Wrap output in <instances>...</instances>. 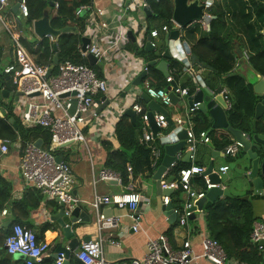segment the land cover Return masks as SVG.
Returning <instances> with one entry per match:
<instances>
[{
  "label": "crops",
  "instance_id": "0c3cea01",
  "mask_svg": "<svg viewBox=\"0 0 264 264\" xmlns=\"http://www.w3.org/2000/svg\"><path fill=\"white\" fill-rule=\"evenodd\" d=\"M198 1L199 4L205 5L204 14L205 16H208V19L202 18L201 20H194L187 26L181 27L174 20V0H172L171 3L173 15L170 20L155 18L153 16V10L150 8V6L149 8L144 7V1L142 0H92L88 8L89 10L82 11L80 14L78 12L79 16L86 14L84 28L81 29L77 28L76 26H69L60 30H56L57 32L55 33L52 32L53 27L51 26V19L56 15L58 7L56 8L55 4L52 6L50 4V0H48V6L44 11L43 16L32 20L30 23L27 22L28 18L22 16L19 9H16L15 6L18 4V0H10V5L4 8V18L8 26L13 32H17L21 35L22 44L33 56L36 62L39 61L40 63L48 64L46 57L47 54L45 51L46 40L52 44H55L57 47L56 44L58 42L59 36L62 33L74 32L77 34V36L82 38L81 43L79 44V52L81 56L86 58L88 64L94 67L98 75L101 78L108 80L110 84L107 93H100L96 96L97 106L95 107L94 112L98 114V116H91L87 123L83 126L85 134L88 138V148L82 143H77L78 148L76 149L67 151H65L67 149L65 147V149H59L61 150V155L64 160H66L71 165L74 173L76 174L77 183L75 184L74 192L81 199L86 201L80 207V211L77 216H65L64 213L62 214L64 206H61L60 202L55 199H49L38 189L25 184L20 171V163L23 156L22 150L25 146L24 143L21 142L20 146H18L16 142L12 146L10 145L9 152L7 154H3L0 151V176L5 181V185L7 187L6 189H8V198L6 199V203L3 205V208L0 209V235H2L3 241L1 248L4 249L5 253L7 254L6 257L10 259V264H26L25 258L17 257L14 254L9 253L5 247L6 236L11 232L13 225L17 223L33 229L37 233L40 241L49 242L50 254H48L45 258L52 256L55 260L57 247L59 245L67 246L69 243V241L63 236V226L61 221H64L66 224H70V226L74 227L76 229L77 236L80 239H84L86 236H90L91 239H97L100 237V235H103V253L106 261L109 264H119L124 260L143 257L147 252V242L149 238L157 237L160 234H166L175 247H180L184 240L191 239L195 253L198 255L202 254V234L205 233V231L208 233L205 223V209H203V211L195 212L194 218L190 219L188 227L180 226L178 222V216L175 214L174 208L181 206L184 203L185 194L181 191L178 197L179 200L176 198V201H172L171 210L164 209V191L161 188V183L158 182L159 179L155 178L157 170L165 160V156L167 154L166 145L179 142L180 139L177 135V132L184 129V127L177 125L176 119L178 117L184 118V121L188 127L192 126L193 130L195 131L192 120L193 117L191 116L195 112H190V97L193 98L198 90L205 89L210 92L212 96L216 97L221 95L227 105V101L222 94L224 88L228 91L230 97V90L227 88V86L223 85L221 90L218 91L215 86L212 85L213 79L215 77L214 74L216 75V72L212 68L208 67L205 62H199L192 54L191 49L195 39L200 37L202 31H209L213 20L217 18L216 14L213 13L211 9L218 0ZM231 1L232 0H223V4L227 13L226 16L228 21L232 20L235 22V5L230 6ZM145 2L148 3L147 0H145ZM240 3L242 5V7H240L241 10H245L246 13H252L253 18L264 19V13L262 17L257 15L258 10H263L261 12H264V0H242ZM145 8L148 9L150 13H147ZM98 9L103 11V15H96L95 23L90 25L92 22L89 19L90 13H94ZM251 20L256 22L254 19ZM104 22L107 23L106 27H101L102 25L100 24ZM164 25H168V32L162 29ZM198 26L200 29L197 30ZM120 27L125 32V35L129 40V43H127L125 47L126 58L120 57L117 51H111L106 55V57L99 59L95 57L97 61L95 64L91 65L88 60L89 53L86 55L81 53L85 52L82 49L84 45V38L89 39L87 50L93 43H96L100 46H105L117 36ZM154 29L159 30V35L153 38V42L156 44L157 48L155 50L149 51L145 49V43L147 41V36L150 35L151 31ZM176 29L180 30L179 38L172 41L169 39V43H167V36L172 30ZM130 32L132 33L131 36L129 35ZM262 34L264 36V30H262ZM131 42L137 45L136 50L131 49ZM183 43L188 45V49L186 50V48L183 47V53L181 54V52H179L180 48L178 49V46ZM15 46L16 45L11 34L4 27V25L0 23V68H5L6 65L14 63ZM232 46L234 52L236 51V54L237 46L240 49L243 47L240 41H237L236 43L234 42ZM169 47L172 53L171 58H174L183 64L182 70L178 71V74L174 73V69L171 67V62L169 59H166L163 56V53ZM241 50L243 53L248 54L247 49L242 48ZM149 52L155 53L156 58L153 60H166L168 62V70L170 74L174 75V82L178 85V87H194V89L191 90L189 96H180L172 88L174 93L177 94L179 98V102L176 105L172 102L170 105H163L160 100L156 99L165 108H167L173 124H169L167 127L160 128L154 140L150 141V144H146L142 141L141 136V127L144 123L141 115L136 113L134 121L131 116L126 114V111L128 109H132L134 100L141 104L143 108L145 107V110L148 111L150 109L148 102L143 97V94H146L145 83L147 81L151 82L153 86L164 88L167 91L171 85V83H167L166 81L157 83L150 78L149 66L151 65H149V62L153 60L151 59L152 57ZM173 54H175L177 57H175ZM56 55L57 54L55 53L53 56V62L49 67L51 68L54 66L53 70L57 68V72L59 63L62 61H59L58 64H55L54 57ZM236 61L237 63L233 73L235 71V74L243 76L248 83L256 82L258 80L257 77H263L256 73V71L251 67L249 64V59H247L244 54L242 57L237 54ZM145 68H148V73H146L144 78L138 80V76L144 72ZM252 87L254 89L253 85ZM3 90L1 95L2 102L11 104L13 106L14 113L17 115L19 110L17 109V105L19 102H21V97L23 96L19 95L18 99L16 98L17 91L14 85L12 90H6L7 93L4 95ZM11 93L14 95L11 96ZM131 95H133V97ZM231 104L233 106L232 99ZM181 105L182 107H179ZM155 113L157 114V112ZM200 113L203 112L200 111ZM226 113L227 117L229 118L228 109L226 110ZM204 114L208 116V120L213 131L211 133V131L209 132L206 130H201L199 133L202 131L208 132L210 136V142H202L199 135H197L198 139L196 143L195 158L192 159L190 155L187 156L189 151L187 146H185L183 149L177 151L176 163L183 161L186 163H195L208 167L209 164L213 162L215 167L217 166L220 168V166H229L234 160L236 161L242 158L245 154L243 148H241L234 157L225 155V148L232 142L223 148L216 147L214 145L215 140L219 141L217 135H225L226 137H230V135L227 133V130L222 128H213L212 117L209 115V113ZM123 115L128 116L133 124H136L137 118L140 116L142 124L136 132L137 140L141 144L147 145L150 148V163L151 167L156 172L152 177L148 178L142 183L141 190L139 191L143 196V200L141 201L136 214L139 216V220H134L128 216L129 213H132L128 208L121 209L113 205L103 206L101 209L107 216H121V221L117 228L107 229L102 234H100L97 224L95 223V212L89 205V202L93 200L96 193L105 195L128 191L126 187L129 183H132L133 179L132 174V179L129 177L131 181H129L127 185L119 184L112 180L100 181L98 183L95 182L98 171L107 165L109 157L108 154L112 151L118 150L120 146L116 136V126L122 119ZM0 116H4L2 109H0ZM260 118L257 119L255 125L254 114L250 122L251 129L243 131L245 135L251 139L255 135L254 128L256 129V133H258L257 122ZM210 143L212 146H210ZM151 145H155L160 149L161 152L159 163L156 167L152 166L153 157ZM63 151L68 153V157L62 153ZM232 158L233 160H231ZM228 172L227 173L230 174L231 171ZM199 178H201V176L194 177V184L197 189L202 188L198 181ZM30 191L34 192L30 193ZM36 192L40 197L38 206L27 211L17 210V215L22 214V222L16 221L12 204L14 202H19L22 199H27L29 195L31 196L28 204H31V202L34 203L36 195H33V193ZM173 193L174 192L172 191L170 195H173ZM233 194L250 202L253 217L255 218L254 222L264 221V192L257 191L250 186L244 190H235ZM246 195L249 196L248 199H245ZM3 209H8V214L3 215ZM86 216H89V220L86 218ZM74 218L80 220L76 222V220L74 221ZM135 223L138 225L137 230L132 228ZM255 246L259 249L256 244ZM261 252L263 254L264 264V251L261 250ZM73 256L74 253L72 251L70 258L68 259L70 264H82L75 258V256V261L73 263ZM234 260L239 261L237 259ZM190 264L213 263L205 258L200 257Z\"/></svg>",
  "mask_w": 264,
  "mask_h": 264
},
{
  "label": "built area",
  "instance_id": "2783aa9c",
  "mask_svg": "<svg viewBox=\"0 0 264 264\" xmlns=\"http://www.w3.org/2000/svg\"><path fill=\"white\" fill-rule=\"evenodd\" d=\"M18 3L21 15L28 17L29 7L27 0H20ZM54 4L57 8L58 3L55 2ZM9 5L10 0H0V23L9 31L16 45L14 49L15 61L5 66L4 72L11 75L16 91L21 92L22 96L26 98V100H21L18 103L17 109L19 110L17 115L25 127L41 126L47 129L51 135L48 147L38 146L35 142H26L22 150L23 156L20 163V171L26 185L38 189L49 199H55L64 204V215L70 217L73 215L74 210L77 207H81L86 201L74 192V187L77 183L76 174L63 157L60 161L57 160L56 150L64 148L62 146L69 142H72L71 144L82 143L88 148V138L83 126L91 116H98L94 112L97 106L96 96L100 93H107L110 84L108 80L101 78L92 66L75 63L71 60L62 61L59 63L58 71L47 76L50 67L35 61L22 44L21 35L13 32L4 16H2V11ZM143 6L149 8V4L145 0ZM88 8L89 6H81L78 12L87 11L89 10ZM96 15H103V11L98 9L94 13H90L89 19L92 21L90 25L95 23ZM100 25H102L101 27H106L107 23L104 22ZM162 29L168 32V25H164ZM158 35L159 30L157 29L152 30L150 33L152 39ZM127 43H129V40L120 27L117 36L107 45L100 46L93 43L88 50L81 53L83 55L91 53L99 59L106 57L111 51H117L120 57L126 58L125 47ZM153 44L156 45L154 42ZM243 54L249 59V54ZM144 71L148 73V68H145ZM166 78L168 83L174 81V75L172 74ZM145 88L146 94L150 98L160 100L163 105L171 104L172 100L166 89L155 87L148 81L145 83ZM174 90L180 96H189L191 93L189 87H177ZM222 94L227 101V109L230 110L232 104L228 91L224 88ZM131 96L133 97V95ZM198 105L199 102H194L191 105L190 112L198 110ZM132 109L141 115L144 122L141 127L142 141L150 144V141L154 140L155 136L149 123V110H145L135 100L132 104ZM154 116L157 127L163 128L169 125L164 114L157 112ZM176 123L186 129L187 148L190 152V157L194 159L198 136L192 126L188 127L184 118L178 117ZM199 137L202 142H210V136L206 131L200 132ZM21 142L20 138L16 141L18 146H20ZM10 145L11 141L9 139L0 138V151L3 154L9 152ZM151 148L152 166L156 167L159 163L161 152L155 145H151ZM241 148H243L242 143L235 140L225 148L224 153L229 157H234ZM175 158L177 160V155H175ZM176 160L163 172L160 183L163 190H180L185 194L184 203L175 207L174 212L178 216L179 225L188 227L193 214L196 211H203L198 209V200L203 198L208 190L220 185L210 181L209 174L206 173L207 167L195 163L180 169L177 178L168 181L166 178L169 170L176 165ZM228 171L229 166L225 165L220 166L213 172H217L221 176L227 174ZM196 176H201L204 179V188L197 189L194 184V177ZM129 177L132 179L131 171ZM111 180L122 184L121 173L104 167L98 171L95 182ZM126 188L128 191L118 193L105 195L96 193L93 200L89 202L95 212V223L100 234L107 229L117 228L121 221V216H107L101 209L103 206L113 205L121 209L128 208L132 212L128 216L134 220H139V216L136 214L143 196L135 190L132 183H129ZM163 203L165 206L172 203L171 195H164ZM194 208L196 209L195 211H193ZM8 212V209L2 210L3 215L8 214ZM79 220L76 219V222ZM67 225L70 226V224ZM132 228L137 230L138 225L135 223ZM250 236L251 241L264 251V221L254 222ZM201 244L203 251L201 255H198L195 253L191 239H186L180 247H175L166 234H160L157 237L149 238L147 252L143 257L124 260L119 264H190L200 257L207 259L213 264H248L231 259L221 242L206 231L202 234ZM5 247L11 254H22L26 264L41 262L50 254V243L40 241L33 229L19 223L14 224L11 232L6 236ZM103 247L104 239L103 235H100L97 239L81 242L73 253L75 258L82 264H109L104 257ZM66 259V254L59 252L57 253L55 264H64Z\"/></svg>",
  "mask_w": 264,
  "mask_h": 264
},
{
  "label": "trees",
  "instance_id": "16d2710c",
  "mask_svg": "<svg viewBox=\"0 0 264 264\" xmlns=\"http://www.w3.org/2000/svg\"><path fill=\"white\" fill-rule=\"evenodd\" d=\"M147 1L150 8L153 10V16L155 18L171 19L173 15L172 0ZM241 1L242 0H232L230 2V6L235 5L234 22L232 20L228 21L223 0H218L211 9L213 13L216 14L217 18L213 20L209 31H202L200 37L195 39L191 50L193 56L199 62H205L208 67L216 72L212 85L215 86L218 91L221 90L223 85L229 88L233 103L228 113L230 125L235 129L247 131L251 129L250 122L255 114L256 106L264 96L257 94L252 85L248 83L243 76L235 74V71L233 73L237 63V54L236 51L234 52L232 45L234 42L240 41L243 46L242 48L248 51L249 64L256 73L264 77V36L262 34V30H264V19L253 18L252 13H246L245 10H241ZM56 2L58 3V10L56 15L51 19V26L54 30H60L69 26H76L81 29L84 28L86 14L79 16L80 13L78 14V9L81 6H89L92 0H56ZM27 4L29 7L27 22L30 23L32 20L43 16L48 6V0H27ZM261 11L263 10H258L257 15H259V17L263 16L264 12ZM251 19H254L256 22H253ZM198 29H200L199 26L197 27V30ZM81 40L82 38L77 36L74 32L62 33L56 44L57 47L55 44L46 40L45 51L48 64L40 63L39 61L38 63L50 66L53 62V56L56 53L59 57V61L71 60L75 63L89 65L87 59L83 58L79 52ZM131 49L136 50L137 45L132 43ZM149 53L151 54L152 60L156 58L154 52ZM169 61L171 62V67L174 69V73L178 74V71L182 70L183 64L174 58H169ZM56 69L57 68L53 70V74L56 73ZM149 69V76L152 80L157 83L166 81L167 78L164 73L157 67L149 66ZM12 87L11 75L5 73L4 68L1 67L0 109L3 110L4 116H0V138L9 139L11 141V146L18 141L19 138L24 145L26 142H36L38 139H42L43 146L48 147L51 135L47 129L41 126L25 127L19 116L14 113L13 106L2 102V90H12ZM189 88L191 90L194 89V87ZM191 116L193 117L192 120L196 134L201 130L211 131L212 133L213 130L206 114L200 113L198 110ZM11 117H14L18 122L19 126L17 130L10 122ZM141 124L142 121L140 116L137 118L136 124H133L128 116L123 115L116 126V136L120 146L118 150L108 154L109 157L106 165V167L121 173L123 185H127L129 181H131L129 179V172L131 171L133 174L132 184L138 192L141 190L142 183L152 177L156 172L151 167L150 148L137 140L136 132L141 127ZM257 132L264 134V114L257 122ZM227 133H229L230 137L217 135L219 141L215 140L214 145L216 147L223 148L235 140L234 136L228 130ZM56 155L62 158L61 150H56ZM231 160H233V158ZM190 165L191 163L183 161L176 163V165L169 170L166 179L168 181L176 179L179 170L189 167ZM198 181L201 187L204 188V179L201 177ZM6 188L5 181L0 176V209L3 208L8 198V189ZM32 192L34 191H30V193ZM173 192L171 197L174 202L177 200L176 198L179 197L181 191L176 190ZM33 195H36L34 203L31 202V204H28L31 196L29 195L27 199L25 198L12 204L16 221L22 222V214L17 215V210L27 211L38 206L40 197L37 192L33 193ZM254 220L255 218L253 217L250 202L238 196L219 198L205 209V223L208 233L221 242L231 259H237L248 264H263L261 249H258L255 244L253 245L250 238ZM2 242V235H0V264H10V259L6 257L7 254L4 249L1 248ZM74 261L75 258L73 256L72 262L74 263ZM54 263L55 259L50 256L34 264Z\"/></svg>",
  "mask_w": 264,
  "mask_h": 264
},
{
  "label": "water",
  "instance_id": "95a60500",
  "mask_svg": "<svg viewBox=\"0 0 264 264\" xmlns=\"http://www.w3.org/2000/svg\"><path fill=\"white\" fill-rule=\"evenodd\" d=\"M20 1V0H19ZM18 1V2H19ZM56 0H50V4L53 6ZM144 1V0H142ZM190 1V2H189ZM175 3V8H174V20L175 22L180 25L181 27H185L194 20H201L203 19H208V16H205L204 14V8L205 5L199 4L198 0H174ZM16 9H19V3L15 6ZM146 9V8H145ZM147 13H150L148 9H146ZM52 32L55 33L57 32L56 30L52 29ZM129 35L131 36L132 33L130 32ZM180 36V30H172L170 34L167 36V43H169V39L176 40ZM133 37V36H132ZM153 39L150 35L147 36V41L145 45V49L147 50H155L157 48L156 45L153 44ZM89 44V39L84 38V45H83V51L87 50V45ZM183 47L188 49V45L186 43H183L178 46V49L180 48L179 52L181 54L183 53ZM237 54L242 57L243 52L242 50L237 46ZM175 57H177L175 54H173ZM163 56L166 59L171 58L172 53L170 47L165 50L163 53ZM88 60L91 65L95 64L97 61L95 56L91 53L88 54ZM59 59L58 56L56 55L54 57V63L58 64ZM54 64V65H55ZM149 65L157 67L159 70H161L164 75L167 77L170 75V72L168 70L169 64L166 60L163 61H158V60H153L149 62ZM52 66L49 71L47 76H50L52 74L53 70ZM147 72H143L138 76V80L141 78H144L146 76ZM257 81L250 83L251 85L254 86V90L257 94L264 96V77H257ZM137 80V81H138ZM178 85L173 81L171 82L170 87L168 88L169 96L172 100L173 104H177L179 102V98L177 94L174 93L172 90L177 88ZM171 90V91H170ZM7 93L6 90H3V95ZM74 94V93H73ZM11 96L14 94L11 93ZM19 95H22L21 92H17L16 98L18 99ZM143 97L145 100L148 102L149 106V123L151 126V129L154 133V136H156L158 130L160 129L156 125V120H155V112L162 113L167 117V121L170 125L173 124L171 118H170V113L165 108L160 102H158L155 99L150 98L147 94H143ZM194 102H199L198 105V110L202 111L203 113H209V115L213 119V128H222L228 130L237 141H240L243 145V150L245 152L244 156L238 160H234L232 164L229 165V171L230 174H224V175H219L217 172H213L215 169L214 163L211 162L209 166L207 167L206 173L209 174V179L212 183L214 184H219V187H213L212 189L208 190L206 195L199 199L197 202L198 209L203 210L207 209L212 203L216 202L220 197H232L235 196L233 192L235 190H244L247 187H253L257 191L264 192V135L256 133V129L254 128L255 135L251 139L250 137L246 136L245 133L241 130L235 129L232 127L229 123L228 117H227V105L224 99L220 96H212L210 92H208L205 89H200L198 90L194 97H190V102L189 105H192ZM101 109V108H99ZM264 113V98L257 104L256 106V113H255V119H254V124L256 125V121L258 118L261 117V115ZM126 114L132 117V119L135 121L136 117V112L133 109H128L126 111ZM10 122L13 124L14 128L17 130L18 129V122L15 120L14 117L10 118ZM177 135L179 137V142L174 143V144H167L166 145V156L165 160L163 161V164L159 167L157 170L155 178L161 179V175L163 172L167 169V167L170 166L172 162L176 160L175 155L177 151L180 149H183L185 146H187V132L186 129H183L181 131L177 132ZM36 145L42 146L43 145V140L38 139L36 142ZM72 142H69L62 147L69 146ZM210 146L212 144L210 143ZM190 155V152L187 153V156ZM62 158L60 156L57 157V160L60 161ZM164 195H170L173 190L171 189H164ZM249 196L246 195L245 199H248ZM61 206H64V204L61 203ZM164 209L171 210L172 209V203L164 206ZM196 209L194 208L193 211ZM80 211V207H77L73 215L77 216ZM64 213V210L62 211V214ZM194 215L192 218H194ZM89 217V216H88ZM86 216V218L89 220ZM76 218H74V221ZM63 229V236L69 241L67 246L59 245L56 249L55 257L57 256V253L63 252L66 254V261L64 264H70L69 258L72 253L82 242H86L91 239L90 236L84 237V239H80L77 236L76 229L72 226H68L64 221H61ZM17 257L24 258V256L20 253H15L14 254Z\"/></svg>",
  "mask_w": 264,
  "mask_h": 264
},
{
  "label": "rangeland",
  "instance_id": "374dc122",
  "mask_svg": "<svg viewBox=\"0 0 264 264\" xmlns=\"http://www.w3.org/2000/svg\"><path fill=\"white\" fill-rule=\"evenodd\" d=\"M2 16H5V10L4 11H2ZM22 98V101L23 100H26V98L25 97H21ZM15 104H16V102H15ZM17 105V104H16ZM179 107H182V105L181 106H179ZM65 148H67L65 151H67V150H72V149H76V148H78V145H77V143H73V144H71V145H69V146H67V147H65ZM65 148H61V149H65ZM81 148V147H80ZM65 151H63L62 153L66 156V157H68V153L67 152H65ZM217 167V166H216ZM215 167V169H218L219 167H217L216 168ZM229 173V172H228Z\"/></svg>",
  "mask_w": 264,
  "mask_h": 264
}]
</instances>
